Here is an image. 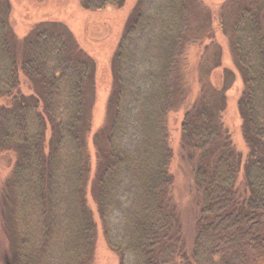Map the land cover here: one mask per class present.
I'll use <instances>...</instances> for the list:
<instances>
[{
    "label": "trees",
    "instance_id": "obj_1",
    "mask_svg": "<svg viewBox=\"0 0 264 264\" xmlns=\"http://www.w3.org/2000/svg\"><path fill=\"white\" fill-rule=\"evenodd\" d=\"M124 1L79 0L89 11ZM187 4L137 0L111 59L113 89L105 127L93 138L99 162L90 191L119 264H177V258L184 264H254L264 256V25L247 6L238 8L229 30L243 83L237 110L247 153L243 159L221 121L233 74L225 72L215 88L208 75L219 61L212 60L200 70L207 76L180 126L198 206L190 257L184 251L169 196L165 122L188 99L175 67ZM8 11L7 0H0V150L16 156L3 204L16 207L2 227L11 259L4 254L1 261L92 264L95 226L84 198V152L94 63L62 24H38L18 41ZM218 16L224 26L222 12ZM19 74L34 86L33 94L20 92ZM113 211H120L117 221Z\"/></svg>",
    "mask_w": 264,
    "mask_h": 264
},
{
    "label": "rangeland",
    "instance_id": "obj_2",
    "mask_svg": "<svg viewBox=\"0 0 264 264\" xmlns=\"http://www.w3.org/2000/svg\"><path fill=\"white\" fill-rule=\"evenodd\" d=\"M137 0H125L122 6L108 5L98 11H89L82 7L79 0H7L9 11L7 22L10 30L18 41L25 38L30 31L41 23H58L70 31L82 51L94 63L92 106L90 110L89 133L85 142L84 155L87 159V180L84 186L85 204L90 211L95 226L91 262L92 264H119L118 255L111 251L103 237V230L96 204L91 197L92 179L99 162L97 150L93 145V138L106 124V110L110 94L113 89V70L111 59L116 46L124 31L128 15ZM225 7L221 10V7ZM187 31L183 33V49L179 55L175 54L176 75L185 86L187 101L178 110L166 116V143L170 151L167 171L173 178L170 189L171 203L178 216L184 251L190 257L198 217L195 190L193 186V167L186 160L185 153L180 146V126L185 110L192 105L196 95L201 90L200 79L204 73L200 71L212 60H218L217 68L208 75V82L217 89L222 86L225 72L233 74V81L228 84L224 92L225 105L221 113V121L230 135L235 149L244 159L247 148L243 143L240 132V119L237 110V100L243 83L241 76L233 63L229 37L230 26L238 8L247 6L257 14L258 20L264 25V0H188ZM222 12V26L219 14ZM223 27V28H222ZM264 28V27H263ZM213 64L215 61L212 62ZM19 90L29 96L34 92V86L23 75L19 74ZM207 79V78H206ZM187 92V94H186ZM4 99H0V105ZM101 134V133H100ZM50 133L45 134V143ZM85 159V161H86ZM16 161L15 153L0 150V264L5 254L11 259L9 243L2 227L8 224L5 220L9 214H15L16 207L12 203L4 207V197L8 195L7 179L11 176ZM242 173V172H241ZM239 175L238 187L242 188V174ZM7 212V213H6ZM12 217V215H10ZM120 211L111 212V220L117 221ZM15 217V216H14ZM113 223H116L114 222ZM6 250V251H5ZM191 261V260H188ZM177 264H184V260L177 258ZM253 264V263H249ZM254 264H264V256Z\"/></svg>",
    "mask_w": 264,
    "mask_h": 264
}]
</instances>
